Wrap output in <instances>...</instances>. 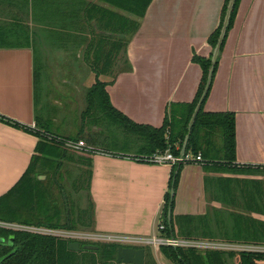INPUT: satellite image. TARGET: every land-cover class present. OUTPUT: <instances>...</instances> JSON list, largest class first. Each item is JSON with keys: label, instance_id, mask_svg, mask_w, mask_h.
I'll use <instances>...</instances> for the list:
<instances>
[{"label": "crops", "instance_id": "crops-1", "mask_svg": "<svg viewBox=\"0 0 264 264\" xmlns=\"http://www.w3.org/2000/svg\"><path fill=\"white\" fill-rule=\"evenodd\" d=\"M223 3L151 0L127 42L128 69H121L114 79L99 76L108 82L105 90L111 105L137 123L159 127L169 104L192 101L201 69L191 58L193 54L209 55L208 36L219 23ZM90 4L108 6L99 0H0V115L32 128L35 114L40 112L51 120L52 131L58 130L69 108L63 101L65 96L51 100L49 106L45 100L38 105L33 45L41 50L63 49L68 56L75 51L74 64L82 74L76 72L75 84L64 80L63 87L72 86L75 91L89 88L95 73L85 58L86 50L95 48L100 35H110L97 25L99 15L95 8L88 9ZM119 13L123 15V11ZM17 36L22 45L17 43ZM106 39L100 42L104 47L113 41ZM8 40L16 45H5ZM204 110L234 112L235 162L264 166V0H239ZM37 141L33 133L0 121V195L25 171ZM170 170L169 164L92 154L93 226L86 230L154 234L158 223L163 224ZM206 173L199 163L181 166L173 190V215H203L208 208L222 206L206 197ZM151 251L157 264H173L159 248L151 247Z\"/></svg>", "mask_w": 264, "mask_h": 264}, {"label": "trees", "instance_id": "trees-1", "mask_svg": "<svg viewBox=\"0 0 264 264\" xmlns=\"http://www.w3.org/2000/svg\"><path fill=\"white\" fill-rule=\"evenodd\" d=\"M99 1L108 6L90 4L88 9L97 10L99 15L96 19L97 25L110 32V35H100L99 39L106 41L107 37H111L113 41L108 47H104L99 41L95 48L89 47V50H86L85 58L95 73V81L86 90V107L80 115L82 123L78 132L72 137L56 135L51 129V120L39 113L35 114V127L32 128L0 115L1 122L29 131L38 137L35 153L31 156L25 171L0 195V221L54 229H91L92 154L107 153L133 158L140 162L143 160L142 156L166 150L175 156L180 155L189 119L206 82L211 63L210 55L207 57L192 55V61L201 69V77L192 101L169 104L159 127L137 123L111 105L105 90L108 82L100 80L99 76L108 75L114 79L121 69L126 70L127 42L137 31L139 19L144 16L151 0ZM228 1L224 0L219 23L208 36L207 41L212 48L217 42ZM238 3L239 0L234 1L220 51L233 24ZM119 10L123 11V15ZM13 25L11 27L15 31ZM16 30L20 31L18 28ZM16 38L17 43L22 45L20 42L22 39L18 36ZM28 41L29 39L25 43ZM7 44L16 45L10 40L5 45ZM33 53V76L37 96L41 64L36 49ZM120 63L123 64L121 69ZM217 64L218 57L214 64L212 79ZM209 90L210 87L194 119L185 152L193 156L200 155L199 164L207 172L204 177L206 197L209 201L221 203L222 206L208 208L203 215H173L174 196L171 191L176 188L179 172L184 164L177 162L171 165L168 191L163 204L162 232L166 236L187 239L209 238L264 245V219L254 216H264V182L247 177L260 171L259 168L264 166L235 162V113L204 110ZM88 121H91L93 127L86 132L84 125L88 124ZM106 122L110 127L117 126L123 132V139L118 138L121 142L109 135L110 131L103 125ZM49 135L52 138L49 139ZM66 139L81 140L85 146L73 152L64 145L63 140ZM98 145L103 146L102 150L95 148ZM110 146L118 150H105ZM65 161L78 165L76 170L69 171L64 164ZM40 175L44 177L39 178ZM69 189L73 191L74 198ZM168 208L171 210L169 217ZM70 242L69 239L52 235L0 227V264H123L116 262L117 244L80 241V245L91 244L97 246V249L70 251L68 249ZM142 248L145 251L143 264H157L151 248ZM159 250L173 264H264V252L235 253L168 245L159 246ZM234 257L237 258L236 263L232 262Z\"/></svg>", "mask_w": 264, "mask_h": 264}, {"label": "built area", "instance_id": "built-area-1", "mask_svg": "<svg viewBox=\"0 0 264 264\" xmlns=\"http://www.w3.org/2000/svg\"><path fill=\"white\" fill-rule=\"evenodd\" d=\"M52 138V136H48ZM59 140V138H57ZM64 145L72 150H79L85 146L81 140H63ZM144 163L153 164H169L173 165L177 162L182 163H199L200 155L193 156L190 153L184 152L179 156L173 155L169 150L164 152H157L151 155L142 156ZM138 161V160H137ZM0 227L24 230L31 233L52 235L60 238L71 240V242H88V243H114L118 246L142 248L152 247L154 249L159 248L161 245H168L172 247L193 248L196 250H219L225 252H241V251H256L264 252V245H255L249 243H238L225 240L214 239H187L175 236H166L162 230L164 225L158 223L156 226V232L148 236H140L133 234H121V233H101L92 230H66V229H54L44 226L24 225L13 222L0 221Z\"/></svg>", "mask_w": 264, "mask_h": 264}, {"label": "rangeland", "instance_id": "rangeland-1", "mask_svg": "<svg viewBox=\"0 0 264 264\" xmlns=\"http://www.w3.org/2000/svg\"><path fill=\"white\" fill-rule=\"evenodd\" d=\"M33 47H35L37 51L38 59L41 64L40 79L37 83L38 105L42 100L40 104L46 101V104H48L49 106V104H51V100H54V99L61 100L65 96V99L63 101H65V104H67L69 110H67V112L62 117L60 121L61 124H58L59 125L58 130L54 129L53 131L58 133L62 137L64 136L72 137V135L74 136V134L78 132V130L80 129L81 123H82L80 115H81V112L86 107L85 93L87 89L86 88V89L75 91V88L72 86L63 87L65 85L64 80L71 82L72 84H75L77 80L75 76L76 72H79L82 74L81 68H79V66L74 64L75 58L72 55H74L76 52L72 50L73 51L72 54L70 53V55L68 56L65 50L63 49L48 50L47 48H45L44 50L43 49L41 50L36 45H33ZM213 48L210 46V53H209L210 58H211ZM80 60H83V59L80 58ZM122 67H123V64L120 63L119 68L121 69ZM128 67L129 66L127 64L125 69H127ZM56 113L59 114L58 111H56ZM88 122H89L88 124L84 125L86 132H88L91 129V124H90L91 121H88ZM105 124L103 123L104 128H106L107 131H110L109 135H111V137H116L117 141L121 142L120 140L123 139V132L120 131L119 128H117V126L110 127L107 122ZM52 128H54V126H52ZM118 138L120 140H118ZM95 148L102 150L103 146L98 145ZM105 150L117 151L118 149H115L113 146H110ZM72 151L74 152L75 150H72ZM64 164L66 165V168L69 171H75L76 167L78 166L72 162H67V161H65ZM259 170L260 171H257L252 176H247V177L254 178V179H260L262 180V182H264V168L260 167ZM43 177H44L43 175L39 176V178H43ZM54 193H56V190L54 191ZM70 193H71V196L74 198V193L72 190H70ZM254 216L260 219H264V216H259V215H254ZM236 260L237 258L234 257L232 259V262L236 263Z\"/></svg>", "mask_w": 264, "mask_h": 264}, {"label": "water", "instance_id": "water-1", "mask_svg": "<svg viewBox=\"0 0 264 264\" xmlns=\"http://www.w3.org/2000/svg\"><path fill=\"white\" fill-rule=\"evenodd\" d=\"M234 1L235 0H229L228 1L226 11H225V15H224L222 25L220 28V33H219L217 42H216V44L212 50V54H211V58H210L211 63H210V66L208 68L206 82H205L203 91H202L198 101L196 102V105H195L193 112L191 114V117L189 119V122L187 125V133L184 137V140H183V143H182V146L180 149V154H183L186 150V145H187V141L189 138V133H190L191 127L193 125L194 119H195V117H196V115H197V113L201 107L202 101L204 100V98L207 94V91L210 87L214 64H215L217 57L219 55L220 47H221L222 41L224 39L228 24H229L230 14L232 11ZM171 193H173V191H171ZM170 211H171L170 208H168V217L170 216ZM68 249L70 251L96 250L97 246L91 245V244L80 245L79 242H70L68 244ZM144 254H145V251L143 248H131V247L118 246L117 251H116V262L123 263V264H143Z\"/></svg>", "mask_w": 264, "mask_h": 264}]
</instances>
